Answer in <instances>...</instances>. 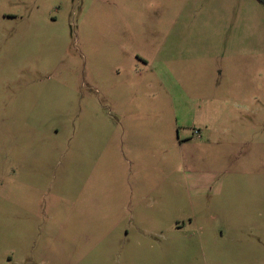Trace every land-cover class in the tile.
<instances>
[{
  "label": "rangeland",
  "instance_id": "374dc122",
  "mask_svg": "<svg viewBox=\"0 0 264 264\" xmlns=\"http://www.w3.org/2000/svg\"><path fill=\"white\" fill-rule=\"evenodd\" d=\"M0 264H264V8L0 0Z\"/></svg>",
  "mask_w": 264,
  "mask_h": 264
},
{
  "label": "trees",
  "instance_id": "16d2710c",
  "mask_svg": "<svg viewBox=\"0 0 264 264\" xmlns=\"http://www.w3.org/2000/svg\"><path fill=\"white\" fill-rule=\"evenodd\" d=\"M264 8V0H256Z\"/></svg>",
  "mask_w": 264,
  "mask_h": 264
},
{
  "label": "built area",
  "instance_id": "2783aa9c",
  "mask_svg": "<svg viewBox=\"0 0 264 264\" xmlns=\"http://www.w3.org/2000/svg\"><path fill=\"white\" fill-rule=\"evenodd\" d=\"M194 134L197 135L198 134V131H194Z\"/></svg>",
  "mask_w": 264,
  "mask_h": 264
}]
</instances>
